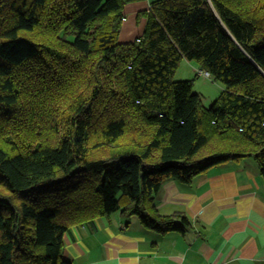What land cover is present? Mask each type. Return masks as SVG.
Returning a JSON list of instances; mask_svg holds the SVG:
<instances>
[{
    "label": "trees",
    "instance_id": "1",
    "mask_svg": "<svg viewBox=\"0 0 264 264\" xmlns=\"http://www.w3.org/2000/svg\"><path fill=\"white\" fill-rule=\"evenodd\" d=\"M135 1L0 0V264H73L69 227L121 208L182 230L168 179L247 157L264 178V0H154L121 42ZM185 59L225 86L209 108Z\"/></svg>",
    "mask_w": 264,
    "mask_h": 264
},
{
    "label": "crops",
    "instance_id": "2",
    "mask_svg": "<svg viewBox=\"0 0 264 264\" xmlns=\"http://www.w3.org/2000/svg\"><path fill=\"white\" fill-rule=\"evenodd\" d=\"M153 1L125 6L121 42L143 34L139 13ZM154 204L158 216L173 217L183 229L160 232L121 208L71 225L63 256L73 264H264V178L255 158L214 166L191 183L168 179Z\"/></svg>",
    "mask_w": 264,
    "mask_h": 264
},
{
    "label": "rangeland",
    "instance_id": "3",
    "mask_svg": "<svg viewBox=\"0 0 264 264\" xmlns=\"http://www.w3.org/2000/svg\"><path fill=\"white\" fill-rule=\"evenodd\" d=\"M197 61L183 60L175 73V79H195L194 91L201 94L202 103L205 107H210L224 90V84L208 78L200 70ZM199 71V72H198Z\"/></svg>",
    "mask_w": 264,
    "mask_h": 264
},
{
    "label": "built area",
    "instance_id": "4",
    "mask_svg": "<svg viewBox=\"0 0 264 264\" xmlns=\"http://www.w3.org/2000/svg\"><path fill=\"white\" fill-rule=\"evenodd\" d=\"M202 73H204L207 77H210V73L209 72H207V71H202V70H200Z\"/></svg>",
    "mask_w": 264,
    "mask_h": 264
}]
</instances>
